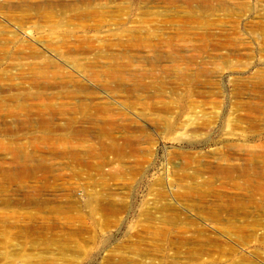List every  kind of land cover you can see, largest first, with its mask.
<instances>
[{"label":"rangeland","instance_id":"1","mask_svg":"<svg viewBox=\"0 0 264 264\" xmlns=\"http://www.w3.org/2000/svg\"><path fill=\"white\" fill-rule=\"evenodd\" d=\"M0 264H264V0H0Z\"/></svg>","mask_w":264,"mask_h":264}]
</instances>
